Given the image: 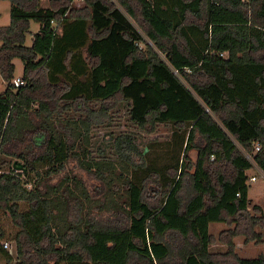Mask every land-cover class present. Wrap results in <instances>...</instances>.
I'll use <instances>...</instances> for the list:
<instances>
[{"label": "trees", "instance_id": "1", "mask_svg": "<svg viewBox=\"0 0 264 264\" xmlns=\"http://www.w3.org/2000/svg\"><path fill=\"white\" fill-rule=\"evenodd\" d=\"M8 1L10 22L0 27V138L24 152L0 173V240L14 241L22 262L221 264L208 249L209 223L264 230V215L248 214L246 173L253 163L264 172V0H85L83 9L70 0L47 7ZM31 21L39 28L28 46ZM16 57L24 84L14 82ZM60 100L84 116L55 120L67 105ZM125 101L141 130L186 129L183 158L161 178L164 190L148 186L151 171L140 184L127 177L143 158L129 134L113 138L116 160L89 157L90 115H110ZM6 150L0 154H13ZM79 155L109 194L92 205L82 181L71 179L72 189L65 179L48 182ZM117 163L126 172L121 181L112 177ZM184 177L192 187L186 196ZM116 193L123 205L114 201ZM85 205L91 213L114 208L124 220L102 224L83 213ZM225 242L234 264H264V254L238 258ZM0 260L12 261L1 245Z\"/></svg>", "mask_w": 264, "mask_h": 264}, {"label": "rangeland", "instance_id": "2", "mask_svg": "<svg viewBox=\"0 0 264 264\" xmlns=\"http://www.w3.org/2000/svg\"><path fill=\"white\" fill-rule=\"evenodd\" d=\"M67 0H39V5L42 7H47L50 5L59 6L61 3H65ZM244 1V0H243ZM115 4L116 1H114ZM69 6L74 9H83L86 5L85 0H70ZM248 10V9H247ZM10 22V2L8 0H0V27L8 25ZM137 26V25H136ZM39 24L33 21L30 22L29 31L26 33V45L31 44V39L33 34L38 30ZM141 34L144 32L142 29L137 26ZM146 39V38H145ZM147 40V39H146ZM148 41V40H147ZM150 45L151 42L148 41ZM1 44V43H0ZM144 48V45H140ZM224 56H227V53H223ZM13 63L15 66L14 69V79L21 78L23 73V64L19 58H14ZM5 88V82L3 81L0 75V93ZM68 102V101H67ZM59 104L65 106L64 109H61V114L54 115L53 118L55 120L63 119V118H79L84 115L79 111L74 109V106L71 103H65L64 100H60ZM90 105L94 108L98 107L97 102H91ZM36 106V104L34 105ZM110 115H101V117H96L90 115L91 125H90V146H89V157L94 160L98 159H109L116 160V153L113 145V138L119 134H129L134 137L135 144L137 146L138 151L143 154V158L141 160H137V168H132L128 171V178H131L134 182L140 184L143 176L147 175L148 172H152L151 179L147 181L148 186L159 187L164 190L163 182L161 181L162 177H166V174L170 176L171 167L175 164L180 163L183 158V151L185 147V137L186 129L185 127H181L180 129L174 128L171 125H163L159 124L156 126L152 132H147L139 129L136 125H134L129 120L128 115V106L127 101L121 102L114 109H112L109 113ZM112 139H109V138ZM2 144L0 138V148H4L7 152H12V155H2L0 154V159L5 160L3 167L0 168L1 172H9V166L11 163L18 159L16 153L24 152L20 151L21 147L18 149V145H9ZM19 147V146H18ZM9 150V151H8ZM22 150H25L24 147ZM81 153V150H79ZM188 158L195 159L196 153L195 151L188 152ZM214 157L210 156V161L213 160ZM80 155L78 158L72 156L68 159V162L64 165V168L59 172L54 174L48 182L49 184H58L61 180L65 179L63 185L67 184L72 189L73 180L77 179L82 181L84 184L88 195L91 197L90 204L92 205L94 200L102 201L104 197H109L107 189L101 183V180L96 174L94 168H90V170H86L80 163ZM115 171L112 172L113 179H119V175L124 172L119 165V163L115 164ZM179 167V166H178ZM43 170V169H41ZM107 174V172H106ZM252 175L257 177L256 181H249V205H248V214L253 217H259L261 214L264 215V178L260 175V170L253 166L251 169L247 170L248 178ZM32 176V175H31ZM175 179L179 176V171L175 175ZM108 177V174H107ZM126 177V178H127ZM183 194L189 195L192 193L191 181L188 177L183 178ZM123 184V183H122ZM122 184H118V187L122 188ZM62 185V186H63ZM24 186L27 189H30L32 185L30 183H25ZM61 186V189H62ZM117 188V187H115ZM60 191L55 193L54 195L60 197ZM76 193L77 190L75 189ZM152 194V192H150ZM144 195L146 199L149 200V194L147 190H144ZM119 193H116L114 196V201H117V204L123 205L122 197H119ZM158 195L150 197L151 201H154L155 197ZM80 198V197H79ZM82 202L84 204L85 201L83 198ZM107 207V206H106ZM84 208V207H83ZM86 208V205H85ZM256 208V209H254ZM88 209V210H87ZM90 206L86 209H83V213L90 212L95 220L102 224L115 225L124 220L121 213H116L114 208L106 209L103 207L102 209L93 208L91 213ZM73 219V217H72ZM11 226V225H10ZM10 226H8V231L11 232ZM12 231L13 227L11 226ZM251 229V233L250 230ZM253 232V233H252ZM209 233L212 236V243L209 246V252L212 253L213 259L216 262H220L221 264H234V260L229 257L228 254V246L225 240H229L233 243L234 248L233 252L238 258H257L260 255L264 254V230L259 225H253L252 227L249 224H241L237 225L235 222H221L214 223L209 226ZM225 239V240H224ZM8 241L11 244L9 249H6L11 257L12 261L10 264H33L29 260L27 262H22L17 255V245L14 241L9 239H2L1 242ZM60 243H57V245ZM0 264H5L3 260H0ZM218 264V263H217Z\"/></svg>", "mask_w": 264, "mask_h": 264}, {"label": "built area", "instance_id": "3", "mask_svg": "<svg viewBox=\"0 0 264 264\" xmlns=\"http://www.w3.org/2000/svg\"><path fill=\"white\" fill-rule=\"evenodd\" d=\"M222 55V54H221ZM14 82L16 83V84H24V82H23V80H21V78H15L14 79ZM260 149V145L259 144H255V146H254V153L255 152H257L258 150ZM245 154V156H246V158L248 159V160H250V161H252L253 162V159H252V156H251V154H249V153H244ZM253 166H256L254 163H253ZM257 167V166H256ZM258 168V167H257ZM259 169V168H258ZM260 170V175H261V177L262 178H264V172L261 170V169H259ZM248 180L249 181H256L257 180V177L255 176V175H252V176H250L249 178H248ZM236 196H239V193H237L236 194ZM1 246L6 250V249H9L10 247H11V244H10V242H8V241H3V242H1Z\"/></svg>", "mask_w": 264, "mask_h": 264}, {"label": "crops", "instance_id": "4", "mask_svg": "<svg viewBox=\"0 0 264 264\" xmlns=\"http://www.w3.org/2000/svg\"><path fill=\"white\" fill-rule=\"evenodd\" d=\"M246 173H247V171H246ZM214 223H221V222H211V223H209V226L211 225V224H214ZM208 229H209V227H208ZM210 246V245H209Z\"/></svg>", "mask_w": 264, "mask_h": 264}]
</instances>
